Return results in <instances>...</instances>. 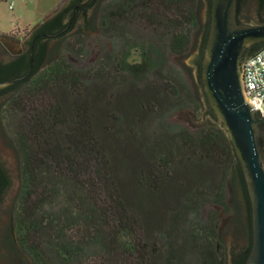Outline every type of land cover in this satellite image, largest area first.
<instances>
[{"label": "trees", "instance_id": "16d2710c", "mask_svg": "<svg viewBox=\"0 0 264 264\" xmlns=\"http://www.w3.org/2000/svg\"><path fill=\"white\" fill-rule=\"evenodd\" d=\"M78 1L71 0L36 24L20 52L11 53L0 43V55L9 56L0 57L2 83L27 73L36 35L59 34L36 38L31 75L0 91L2 128L17 152L21 174L12 215L17 247L32 264H228L217 213L202 221L200 210L210 203L232 211L227 188L236 182L245 206L247 245L231 255L230 264H245L252 245V214L243 171L226 132L202 102L201 68L212 0H89L81 7ZM252 3L257 16L250 13ZM76 5L71 26L64 31ZM88 7L93 9L90 15ZM80 16L83 23L78 24ZM96 16L112 49L87 68L73 65L65 54L48 63L53 39L62 43L64 53H86V32ZM237 21L263 24L264 0H238ZM133 24L150 32L156 56L145 51L138 61H128L125 31ZM195 46L192 63L197 64L199 85L193 86L190 68L171 56L183 57ZM263 46L252 45L242 61ZM130 80L142 94L139 112L133 118L114 115L116 104L105 98L106 91L118 92L124 81L125 89L132 87ZM183 109H203L210 119L193 129L167 121ZM121 125L139 137L146 162L161 173L174 163L198 162L216 171L213 183L195 184L175 205L156 236L158 246L151 242L145 203L129 201L124 194L110 150ZM147 134L155 137L150 140ZM263 135L264 122L257 139L260 150ZM261 158L264 166L263 154ZM151 175L149 170L145 184L159 192L163 179L155 185ZM10 186L0 162V200Z\"/></svg>", "mask_w": 264, "mask_h": 264}, {"label": "rangeland", "instance_id": "374dc122", "mask_svg": "<svg viewBox=\"0 0 264 264\" xmlns=\"http://www.w3.org/2000/svg\"><path fill=\"white\" fill-rule=\"evenodd\" d=\"M71 0H0V43L11 53H18L25 48L26 42L31 39L36 24L42 23L48 16L56 10L70 3ZM89 0H84L86 3ZM12 3V9L9 4ZM92 8H87L88 15L92 14ZM201 21H204V9H200ZM81 22V19L78 20ZM244 22V21H243ZM78 23V24H79ZM247 23V22H244ZM255 24V23H248ZM74 29L72 33L76 32ZM129 30V31H128ZM125 31L128 36V43L125 47V54L128 61L136 62L140 59L142 52L152 57L156 56L153 50L152 37L150 32L133 24ZM86 53L76 56L72 53H64L62 43L55 39L49 42L48 63H51L65 54L69 62L81 68L91 66L95 60L103 53L112 49V44L104 38L101 27L97 21V16L91 22V29L86 32ZM196 46L183 57L171 56L174 62L186 65L190 68V82L194 86L198 85L197 74L192 63L196 53ZM1 58L8 59L7 54L2 53ZM148 78V77H147ZM132 87L124 88L126 81L122 82L123 89H118L114 94L106 91L105 98L114 101L116 108L113 109L114 115H124L133 118L139 112V102L142 94L138 91L137 82L129 81ZM128 84V83H127ZM128 86V85H126ZM138 90H137V89ZM144 95V94H143ZM106 100V101H107ZM0 100V162L4 165L10 176L11 186L0 200V264H32L31 261L17 247L12 232V215L16 199L21 184V174L17 152L2 128L1 104ZM124 117V116H123ZM210 119L201 109L197 112L191 109H183L173 113L167 121L172 124L181 125L190 129L195 128ZM218 123V122H217ZM122 126V125H121ZM121 133L116 136L119 138L115 143L109 138L110 150L114 161L117 164L120 179L123 185L124 194L129 201L145 204L146 212L151 220L153 237L152 245L158 246L156 236L159 235L160 228L167 224L169 214L175 205L185 196L187 190H191L195 184L209 185L214 182L216 171L209 163H174L167 172L158 171L156 165L148 164L138 146L139 137L135 138L127 125L122 126ZM147 137L152 140L154 137ZM260 157L264 155V135ZM112 147V148H111ZM262 161V158H261ZM152 171L151 177L154 178L155 185H158L161 177L163 179L162 189L158 192L149 188L148 181L144 178L148 171ZM156 175V176H155ZM151 183V181H149ZM152 182V183H153ZM146 183V184H145ZM146 186V187H145ZM227 197H232V211H224L222 207L206 203L200 210V218L206 221L210 212L215 211L218 216V233L224 246V251L228 264L233 253L242 251L247 245V229L245 221V206L242 195L236 182L228 184ZM233 212V214H232ZM234 216V220H233ZM234 221V222H233ZM13 240V242H12ZM151 245V246H152ZM252 246V245H251Z\"/></svg>", "mask_w": 264, "mask_h": 264}, {"label": "water", "instance_id": "95a60500", "mask_svg": "<svg viewBox=\"0 0 264 264\" xmlns=\"http://www.w3.org/2000/svg\"><path fill=\"white\" fill-rule=\"evenodd\" d=\"M237 2L238 0H212L201 82L210 108L233 146L250 199L252 246L245 264H264V166L257 141L259 126L264 119L258 118L246 101L241 67L246 50L252 45L264 43V23H239ZM58 35L40 34L34 37L27 73L0 83V91L31 75L32 46L36 38H53Z\"/></svg>", "mask_w": 264, "mask_h": 264}, {"label": "built area", "instance_id": "2783aa9c", "mask_svg": "<svg viewBox=\"0 0 264 264\" xmlns=\"http://www.w3.org/2000/svg\"><path fill=\"white\" fill-rule=\"evenodd\" d=\"M12 9V3L9 4ZM243 90L255 113L264 117V46L242 61Z\"/></svg>", "mask_w": 264, "mask_h": 264}, {"label": "flooded vegetation", "instance_id": "af4514ba", "mask_svg": "<svg viewBox=\"0 0 264 264\" xmlns=\"http://www.w3.org/2000/svg\"><path fill=\"white\" fill-rule=\"evenodd\" d=\"M74 2L76 1V2H79L78 0H73ZM84 0H82L81 1V3L79 4V7H81V6H83V4H84V2H83ZM86 3H88V2H86ZM77 7H78V5H76V6H73V8H72V15H71V17H70V19L67 21V26H66V28L64 29V31L65 30H67L70 26H71V22H72V19H73V17L76 15V12H77ZM250 13H252L253 15H255V16H257V8H256V6H255V4L254 3H252V6L250 7ZM79 19H81V22H80V24L81 23H83V17L82 16H80L79 17ZM79 23V22H78ZM242 24H246V23H244V22H241ZM36 36H38V35H36ZM35 36V37H36ZM196 57V56H195ZM194 57V58H195ZM194 69H195V71H196V74H197V79H198V68H197V64L195 63L194 64ZM198 85H199V80H198ZM204 91V90H203ZM202 97V96H201ZM205 98H206V95H205ZM202 102H203V104H204V106H206V104L208 105V107L210 108V105H209V103H208V100H207V98H206V100H204L203 98H202ZM207 107V106H206ZM211 109V108H210ZM212 111V110H211ZM257 115V114H256ZM257 117L258 118H260V119H264V117H260V116H258L257 115ZM264 122V121H263Z\"/></svg>", "mask_w": 264, "mask_h": 264}, {"label": "crops", "instance_id": "0c3cea01", "mask_svg": "<svg viewBox=\"0 0 264 264\" xmlns=\"http://www.w3.org/2000/svg\"><path fill=\"white\" fill-rule=\"evenodd\" d=\"M0 34H6V32H0Z\"/></svg>", "mask_w": 264, "mask_h": 264}]
</instances>
